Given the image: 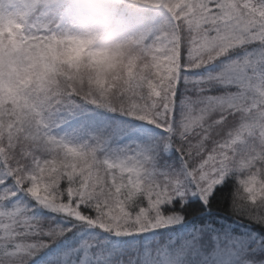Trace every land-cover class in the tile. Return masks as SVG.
Listing matches in <instances>:
<instances>
[{
  "label": "snow or ice",
  "instance_id": "1",
  "mask_svg": "<svg viewBox=\"0 0 264 264\" xmlns=\"http://www.w3.org/2000/svg\"><path fill=\"white\" fill-rule=\"evenodd\" d=\"M148 2L125 78L0 89V264H264V0Z\"/></svg>",
  "mask_w": 264,
  "mask_h": 264
},
{
  "label": "clouds",
  "instance_id": "2",
  "mask_svg": "<svg viewBox=\"0 0 264 264\" xmlns=\"http://www.w3.org/2000/svg\"><path fill=\"white\" fill-rule=\"evenodd\" d=\"M166 25L161 6L148 0H3L0 89L59 79L87 92L97 75L123 79L147 59L145 39Z\"/></svg>",
  "mask_w": 264,
  "mask_h": 264
},
{
  "label": "trees",
  "instance_id": "3",
  "mask_svg": "<svg viewBox=\"0 0 264 264\" xmlns=\"http://www.w3.org/2000/svg\"><path fill=\"white\" fill-rule=\"evenodd\" d=\"M148 16L155 21L160 19L161 13L156 10H149Z\"/></svg>",
  "mask_w": 264,
  "mask_h": 264
}]
</instances>
